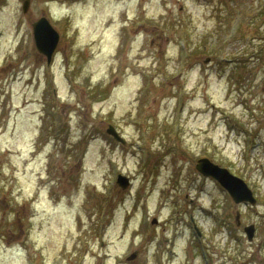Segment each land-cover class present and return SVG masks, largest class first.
Wrapping results in <instances>:
<instances>
[{
    "label": "rangeland",
    "instance_id": "rangeland-1",
    "mask_svg": "<svg viewBox=\"0 0 264 264\" xmlns=\"http://www.w3.org/2000/svg\"><path fill=\"white\" fill-rule=\"evenodd\" d=\"M23 1L0 0V264H264V0Z\"/></svg>",
    "mask_w": 264,
    "mask_h": 264
},
{
    "label": "water",
    "instance_id": "water-1",
    "mask_svg": "<svg viewBox=\"0 0 264 264\" xmlns=\"http://www.w3.org/2000/svg\"><path fill=\"white\" fill-rule=\"evenodd\" d=\"M28 2L29 0L23 1V10H26ZM32 34L36 49L46 56V61L49 63L59 41V31L45 15H41L32 22ZM105 130L114 139L122 143L125 142L124 137L117 131L113 124L108 123ZM195 168L202 174L215 178L228 191V194L234 202L249 203L250 205L256 202V197L248 183L241 176L230 171L226 166L213 162L207 156H201L197 159ZM116 182L120 187L125 188L129 179L127 175L119 173L116 177ZM154 220L156 219L154 218ZM235 220L236 223H239L238 210L235 213ZM243 230L247 239L251 240L255 231L254 224H245ZM134 254L133 252L130 253L128 258L134 256Z\"/></svg>",
    "mask_w": 264,
    "mask_h": 264
}]
</instances>
